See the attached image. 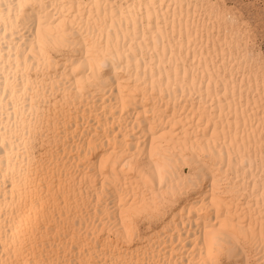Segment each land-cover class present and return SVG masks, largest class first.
Segmentation results:
<instances>
[{
    "label": "snow or ice",
    "instance_id": "6c2138e0",
    "mask_svg": "<svg viewBox=\"0 0 264 264\" xmlns=\"http://www.w3.org/2000/svg\"><path fill=\"white\" fill-rule=\"evenodd\" d=\"M187 10L186 18L184 3L165 4V0H0V126L4 128L0 134V247L7 254L0 258V264H128L117 252L138 244L136 225L142 220L150 226L155 223L157 228L167 223L156 233L165 240L163 258L154 249L151 257L146 255L139 264H256L252 259L245 262L234 257L241 249L248 251L249 246H255L257 223L264 251V91L257 113L261 121L258 155L254 156L255 131H248L253 113L246 114V109L255 107V97L249 95L245 104L243 78L229 76L231 57L221 60L218 55L209 64L201 44L198 64L194 39L202 40L209 23L213 35L216 25H222L226 39L231 35L242 52L246 68L258 66L264 77V0H207L189 3ZM61 61V75L67 77L69 85L75 79V91L103 87L107 92L113 86V114L119 111L123 116L128 111L136 119L121 121L122 139L120 135L113 137L115 127L109 132L105 122V147L99 125L97 133L90 134L91 118L86 110L89 124L85 127L89 130L80 132V142L71 157L75 168L67 162L62 167L59 161L55 165L49 162L47 170L41 167L34 177L30 168L18 172L12 157L19 156L15 148L23 138L25 122L29 136L34 129L42 130V122L31 116L33 108L39 109V83L47 81L53 63L59 69ZM109 63L115 81L112 76L103 80L98 75V70ZM237 79L241 84L238 103ZM157 88L161 99L167 88L169 97L176 94L182 100L198 94L202 105L198 107L194 100L188 110L195 123V138L185 132V166L179 179L171 166L174 151L169 155L163 150L165 139L178 127L175 106L167 122L172 130L167 125L162 130L167 111L153 99ZM141 97L145 105H151L144 106L142 113L135 108ZM128 123L132 124L130 132ZM24 143L28 152L31 141ZM37 178L39 196L35 194ZM45 197L50 207L54 205L53 220L59 210L55 225L39 223L40 214L46 211ZM9 208L15 211L9 212ZM33 209L37 212L35 224ZM117 210L120 218L115 226L94 219L86 224V219L95 215L101 220L105 216L111 219ZM41 233H53L48 239H58L59 244L42 243L43 237L37 238ZM168 233L172 234L170 249Z\"/></svg>",
    "mask_w": 264,
    "mask_h": 264
},
{
    "label": "bare ground",
    "instance_id": "6f19581e",
    "mask_svg": "<svg viewBox=\"0 0 264 264\" xmlns=\"http://www.w3.org/2000/svg\"><path fill=\"white\" fill-rule=\"evenodd\" d=\"M159 3V0H156ZM168 2L179 4L184 3L185 5V17L187 18V5L189 3L195 5L197 3H204L207 0H165V4ZM195 11V9H194ZM197 17H200V13L197 12ZM177 16L179 17V9H177ZM191 23V21H189ZM177 35L179 36V24H177ZM193 36L195 37V30H193ZM201 44L203 45V57H207L208 63L211 64L212 61L219 55L221 60H228L231 57V61L228 64L229 68V76L231 78L232 75H238L243 78V89L245 96V104H247V100L249 95L255 97L253 100V104L255 107H248L246 109L247 113H253L252 119L249 120L248 131H255V137L253 140V146L256 150L254 152V156L258 155V145H259V136H260V95L261 92L264 91V77L261 75V70L257 66L255 69L246 68V65L242 63L243 54L236 48V44L232 41L231 35H229L226 39L222 25H216V34H212V27L209 23L207 31L204 32L202 40L194 39V48L197 58V63L199 64L201 57ZM179 51V49L177 50ZM185 54L187 55V39L185 38ZM234 65V67H233ZM63 62H60V67L57 69L55 62L51 68V77L47 79V81H41L39 83V109L33 108L32 111V119L38 122H42V130L34 129L31 136H29L27 122H25L24 135L23 138L17 141V146L15 148V152H18L19 156L13 155L12 160L13 164L18 172H26L31 169L32 175L35 177L37 170L43 167L45 170L48 168V163L51 162L53 165L59 161L61 167L67 162L71 167L75 168V163L71 159L72 154L74 153L77 145L80 142L81 131H88L89 129L85 127L86 124H89L88 117L85 116V112L87 110L88 116H90V134L97 133V125H99V135L104 137V146H108L107 137L105 134V122L107 125V130L112 132L113 127H115V131L112 132L113 137L116 135H120L121 139L123 138V132L121 131L120 124L122 120L129 121L135 120L136 117L134 114L126 111L122 116L119 111L113 114L112 111V103H114L116 99V89L113 86L108 87V91L105 92L103 87H96L86 89L83 93L77 92L74 90L73 86L75 85V79L72 80L71 84H68V79L66 76H62L63 73ZM70 71V69H69ZM143 67H141V76H143ZM98 75L102 76L103 80H107L109 76H112L113 81H115V76L113 70L111 69V65L106 68H101L98 70ZM135 68L132 71L133 77V87H136L135 82ZM159 75V74H158ZM221 75H223V71H221ZM122 78L127 80L128 76L122 74ZM165 83H167V77H165ZM205 85H207V80H205ZM213 86L215 87V81H213ZM141 89L143 85H140ZM68 88H73L72 91H68ZM221 90H223V84H221ZM151 80L148 81V92L151 95ZM240 91L241 84L240 80H236V100L237 103L240 99ZM111 94V95H110ZM229 98L232 95V86L229 84L228 88ZM156 103L163 104V110L167 111V114L164 116V123L160 125L163 130L165 125L171 131L172 125L168 124V118L173 115V106H175V120L178 124V127L171 132L167 136L164 141V151H167L169 155H172L174 151V155H172L171 166L176 171V178L179 179V173L184 169L185 162L183 159L184 156V148H185V132L194 137V128L195 123L191 119V115L189 113V109L192 108L193 102L198 107H202L200 104L199 95L192 96H184L183 100L181 96L173 94L171 97L168 95L167 88H165V94L163 98H160V90L157 88L156 95L153 98ZM209 103L211 101L209 100ZM151 105H145L143 102V97L141 99L136 100L135 108L139 110L141 113L143 112V107ZM181 109L185 111L182 113ZM142 118V117H141ZM7 120V115L4 117ZM78 120L80 124V128L78 130ZM233 120L235 121V105H233ZM115 122V123H114ZM244 120L243 117L240 120L241 130H243ZM132 130V124L128 123L127 131ZM233 131H235V122L233 123ZM4 128L0 126V134H3ZM141 141H143V136L140 137ZM222 139V137H221ZM244 139H248L247 133H245ZM25 140L31 141V146L28 152H25ZM148 142L151 143V137L148 138ZM85 145L87 141H84ZM143 146V144H142ZM205 147H207V142H205ZM133 147H135V141H133ZM187 148L190 153L191 149V141L188 142ZM219 153V149H217ZM31 156V160H30ZM99 157H97V160ZM227 162V149H225V163ZM253 169L255 171V164L253 165ZM43 175V173H41ZM233 178H235V169H233ZM241 176H243V170H241ZM256 176L259 177V172L256 171ZM209 188L211 187V179L208 181ZM39 178L36 180L35 194L39 196ZM10 187V185H9ZM45 193L48 191V185L45 184L44 187ZM250 191V189H249ZM203 195V193H200ZM259 195V193H257ZM230 199V197H226ZM11 199V196H9ZM3 201V185L0 184V204ZM256 199L253 198L252 205L256 206ZM51 207H54L52 205ZM51 207L47 204V197H45V208L46 211L40 214L39 223L45 224L47 221L55 225L56 222L59 221V210L56 212V218L53 220ZM9 212H14L15 209L9 208ZM24 211V210H22ZM236 211V206L233 204V212ZM258 212V209H257ZM26 214V212H25ZM119 211L117 210L116 214L109 219L107 216L101 220L99 215H95L94 217H88L86 219V224H91L93 219L97 223L102 224H112L113 226L119 221ZM3 217L0 216V221H2ZM169 219H171L169 217ZM213 219H215V212H213ZM37 222V212L35 209L32 211V223L35 224ZM167 221L161 223L159 228H157L156 224L153 223L151 226L146 221H140L139 224L136 225L138 232V244H133L130 248L126 247L124 252H117L119 258L124 259L128 262V264H139L145 259V256L151 257L153 250L159 253L160 258L164 256V244L165 240L163 236H157L156 233L162 230ZM77 228L80 226V221H76ZM142 228H141V226ZM245 227L247 225L245 224ZM143 230L140 232L141 229ZM55 232V227H53V233ZM53 233H41L38 234L37 238L39 239L41 236L43 237L42 243L49 244H59V240H49L48 237L53 235ZM104 235H107V229H105ZM168 244L170 249L171 244V233H168ZM187 235V233H185ZM255 246H249L248 251H244L241 249L234 259H240L243 261H247L252 259L259 264L261 260H264V251L260 248V230L259 225L257 223L255 229ZM190 246V241H189ZM199 254V250L197 249V255ZM7 254L4 253L3 248L0 247V258H4ZM36 258H39V250H37ZM187 253H185V260H187Z\"/></svg>",
    "mask_w": 264,
    "mask_h": 264
},
{
    "label": "rangeland",
    "instance_id": "374dc122",
    "mask_svg": "<svg viewBox=\"0 0 264 264\" xmlns=\"http://www.w3.org/2000/svg\"><path fill=\"white\" fill-rule=\"evenodd\" d=\"M140 226H141V225H140ZM141 228H142V226H141ZM141 228H140V229H141ZM142 231H143V230L141 229L140 232H142Z\"/></svg>",
    "mask_w": 264,
    "mask_h": 264
}]
</instances>
